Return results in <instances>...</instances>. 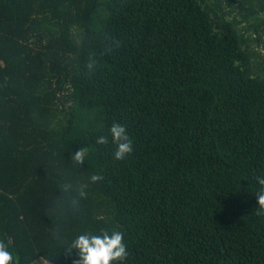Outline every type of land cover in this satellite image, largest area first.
I'll return each mask as SVG.
<instances>
[{
    "label": "trees",
    "instance_id": "trees-1",
    "mask_svg": "<svg viewBox=\"0 0 264 264\" xmlns=\"http://www.w3.org/2000/svg\"><path fill=\"white\" fill-rule=\"evenodd\" d=\"M261 14L264 0H0V240L18 264H73L68 244L101 229L124 233L123 264H264ZM114 122L133 140L123 160Z\"/></svg>",
    "mask_w": 264,
    "mask_h": 264
},
{
    "label": "clouds",
    "instance_id": "clouds-1",
    "mask_svg": "<svg viewBox=\"0 0 264 264\" xmlns=\"http://www.w3.org/2000/svg\"><path fill=\"white\" fill-rule=\"evenodd\" d=\"M96 63V60L89 58V63L87 64L89 72L95 70ZM109 135L111 143L115 145V159L123 160L133 152V140L128 135L124 125L114 122L109 129ZM109 135L98 136L96 144L108 145ZM86 155V149L81 148L71 158L78 166L84 163ZM103 179L104 177L99 174L90 176V182L93 184ZM256 179L259 187L255 195L259 206L255 215L264 216V177L258 176ZM88 186L87 183H84L76 187L78 198L71 200L74 207L78 206L79 199L86 198ZM72 188L71 184H64L62 192L68 193ZM72 250H77L79 254V258L74 260L73 264H114V262L123 264L129 255L127 244L124 241V233L118 230H113L109 233L108 230L101 229L99 234H93L92 232L80 234L65 248L66 254H71ZM0 264H18L13 252L9 250V246L2 240H0ZM41 264H52V262L47 256H44L41 257Z\"/></svg>",
    "mask_w": 264,
    "mask_h": 264
},
{
    "label": "rangeland",
    "instance_id": "rangeland-1",
    "mask_svg": "<svg viewBox=\"0 0 264 264\" xmlns=\"http://www.w3.org/2000/svg\"><path fill=\"white\" fill-rule=\"evenodd\" d=\"M262 16H264V14H261ZM261 16V17H262ZM240 19L242 18V17H239ZM246 26V25H248V22H244L243 24H242V26ZM254 46L256 47V49L259 51V53H260V60H262V59H264V38H263V43H261L260 45H258V44H254Z\"/></svg>",
    "mask_w": 264,
    "mask_h": 264
},
{
    "label": "built area",
    "instance_id": "built-area-1",
    "mask_svg": "<svg viewBox=\"0 0 264 264\" xmlns=\"http://www.w3.org/2000/svg\"><path fill=\"white\" fill-rule=\"evenodd\" d=\"M36 263L41 264V258ZM52 264H54V263H52Z\"/></svg>",
    "mask_w": 264,
    "mask_h": 264
},
{
    "label": "water",
    "instance_id": "water-1",
    "mask_svg": "<svg viewBox=\"0 0 264 264\" xmlns=\"http://www.w3.org/2000/svg\"><path fill=\"white\" fill-rule=\"evenodd\" d=\"M33 264H37L36 262H34Z\"/></svg>",
    "mask_w": 264,
    "mask_h": 264
}]
</instances>
